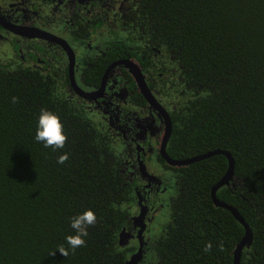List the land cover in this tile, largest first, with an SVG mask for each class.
Segmentation results:
<instances>
[{
	"label": "trees",
	"instance_id": "trees-1",
	"mask_svg": "<svg viewBox=\"0 0 264 264\" xmlns=\"http://www.w3.org/2000/svg\"><path fill=\"white\" fill-rule=\"evenodd\" d=\"M137 6L130 15L139 35L164 50L174 70L166 151L179 160L213 150L230 155L232 181L215 197L251 232L238 264H264V0H137ZM55 80L0 65V264H124L135 245L120 247L118 233L129 225L135 184L121 144L68 104ZM42 109L60 118L64 148L35 140ZM63 153L69 158L58 164ZM226 166L215 155L176 170L151 264H232L243 228L209 197ZM88 209L97 222L86 245L73 251L66 242L75 234L71 218Z\"/></svg>",
	"mask_w": 264,
	"mask_h": 264
},
{
	"label": "flooded vegetation",
	"instance_id": "flooded-vegetation-1",
	"mask_svg": "<svg viewBox=\"0 0 264 264\" xmlns=\"http://www.w3.org/2000/svg\"><path fill=\"white\" fill-rule=\"evenodd\" d=\"M137 8V0H0V65L58 79L67 103L97 119L121 144L124 170L135 184L130 219L139 211L136 193L146 208L139 264H151L150 228L168 208L170 181L175 186L181 167L169 166L159 155L166 121L171 134L174 105L168 93L174 70L165 51L150 47L139 35L140 23L130 15ZM126 63L137 68L158 106L144 99ZM170 134L164 151L178 161L166 151ZM167 222L159 225V234ZM124 229L136 234L131 220ZM129 243L135 245L134 253L137 240Z\"/></svg>",
	"mask_w": 264,
	"mask_h": 264
},
{
	"label": "water",
	"instance_id": "water-1",
	"mask_svg": "<svg viewBox=\"0 0 264 264\" xmlns=\"http://www.w3.org/2000/svg\"><path fill=\"white\" fill-rule=\"evenodd\" d=\"M126 68L129 70V73H130L131 77L133 78L136 87L139 89L140 93L142 94L144 99L147 101V103H149L150 105H153V106H158L157 103L155 102V100L152 98V96L148 92V90L146 89L145 84L143 82V79H142L139 71L137 70V68L130 63H126ZM166 122L167 123H166L165 129H164L163 140H162L160 148H159V155L163 159V161L166 164H168L169 166L186 167V166H188L194 162H198V161L210 158V157L215 156V155H222L225 157L226 162H227L226 170H225L223 176L210 188L209 197H210V200H211L212 205L214 207L221 208V209L228 211L231 214V216L236 220V222L238 224H240L241 227L243 228V236L241 237L240 241L237 243V245L235 246V248L232 252V264H238L241 251L243 249H247L251 244V232H250L248 226L245 224V222L241 218V216L237 213V211H235V209H233L232 207L218 201L215 197V193L219 188H221L223 186H227L229 184V182L232 181V174H233V160H232V158L230 157V155L227 152L219 151V150H213V151L201 154V155L191 157L189 159L178 160V161L170 159L164 151V145H165V143L169 137V134H170V124H169V121H166ZM139 171L141 172L142 175H146V177L151 178V176L148 175L144 171L143 167H140ZM136 196H137L136 204L139 206V211H138V214L136 216H133L130 219L132 222V227L134 229H136V234L133 236L128 231H125L124 228L121 229V231L118 233V245L120 247H124L125 245H127L128 241L130 239L135 238L137 240L136 251L128 257V259L125 261L124 264H139L141 259H142L143 254H144L142 247L145 245V242L143 240L142 233H143L144 228H145L143 218H144V215L146 212V208H145L144 204L141 203V200H140L138 193H136Z\"/></svg>",
	"mask_w": 264,
	"mask_h": 264
},
{
	"label": "clouds",
	"instance_id": "clouds-1",
	"mask_svg": "<svg viewBox=\"0 0 264 264\" xmlns=\"http://www.w3.org/2000/svg\"><path fill=\"white\" fill-rule=\"evenodd\" d=\"M16 99V97L12 98L13 103L16 102ZM35 140L42 142L44 147H51L53 150L64 148L67 136L64 133V126L60 118L51 111L42 109L38 117ZM68 158V154L63 153L58 157L57 163L64 164ZM96 222L97 216L90 209L71 218L70 226L75 234L66 237V242L71 250L74 251L86 245L85 237L88 235V228L94 226ZM211 248L212 244L209 242L205 246V251L207 252ZM58 251L64 257L69 255V250L63 246L59 247ZM52 254L54 252L50 253V255Z\"/></svg>",
	"mask_w": 264,
	"mask_h": 264
},
{
	"label": "rangeland",
	"instance_id": "rangeland-1",
	"mask_svg": "<svg viewBox=\"0 0 264 264\" xmlns=\"http://www.w3.org/2000/svg\"><path fill=\"white\" fill-rule=\"evenodd\" d=\"M170 185H171V187L168 190V194L170 195V197H173L174 194H175L174 181L173 180L170 181ZM160 216L163 217L162 221L161 220L160 221L158 220V219H160ZM168 219H169V211H168V208L165 207L164 209H162L161 215H159V216L157 215L155 217V219H154V222L152 223V227L150 228L151 231H150V233L148 235V239H152L153 238L152 240H150V243L152 241H154L156 237H158L159 230H160L159 229V225L165 224L168 221ZM147 255H149V254H147Z\"/></svg>",
	"mask_w": 264,
	"mask_h": 264
}]
</instances>
